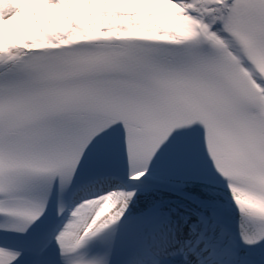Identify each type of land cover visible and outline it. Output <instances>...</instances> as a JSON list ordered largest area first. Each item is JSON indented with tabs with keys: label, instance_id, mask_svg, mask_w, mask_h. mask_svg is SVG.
<instances>
[{
	"label": "snow or ice",
	"instance_id": "obj_1",
	"mask_svg": "<svg viewBox=\"0 0 264 264\" xmlns=\"http://www.w3.org/2000/svg\"><path fill=\"white\" fill-rule=\"evenodd\" d=\"M0 264H264V0H0Z\"/></svg>",
	"mask_w": 264,
	"mask_h": 264
}]
</instances>
